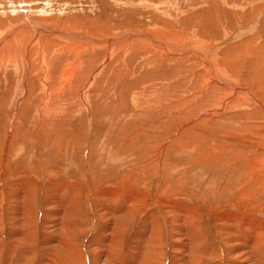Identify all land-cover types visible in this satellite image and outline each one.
I'll return each mask as SVG.
<instances>
[{"label":"rangeland","instance_id":"obj_1","mask_svg":"<svg viewBox=\"0 0 264 264\" xmlns=\"http://www.w3.org/2000/svg\"><path fill=\"white\" fill-rule=\"evenodd\" d=\"M240 122L264 130V0H0V264H44L61 223L76 258L49 264H264Z\"/></svg>","mask_w":264,"mask_h":264},{"label":"bare ground","instance_id":"obj_2","mask_svg":"<svg viewBox=\"0 0 264 264\" xmlns=\"http://www.w3.org/2000/svg\"><path fill=\"white\" fill-rule=\"evenodd\" d=\"M140 4V3H139ZM210 5V4H209ZM149 7H151V6H149ZM212 8V7H211ZM153 11V10H152ZM214 11V10H213ZM221 11H223L222 9H221ZM227 11L228 10H225L224 12L225 13H227ZM155 13V12H154ZM162 13V12H161ZM214 13V12H213ZM215 13H216V10H215ZM151 14V13H150ZM189 14V13H188ZM172 15V14H171ZM222 16H228L229 15V13H227V14H221ZM174 16V15H173ZM189 16V15H188ZM193 16V15H192ZM197 16V15H196ZM209 15L207 14L206 15V17H208ZM214 16V15H213ZM155 17V16H154ZM172 17V16H171ZM170 17V18H171ZM187 17V16H186ZM191 17V16H190ZM189 17V18H190ZM195 17V16H194ZM215 17V16H214ZM169 18V19H170ZM192 18V17H191ZM204 18V17H203ZM209 18H212V17H210L209 16ZM216 18V17H215ZM229 18V17H228ZM175 19V18H174ZM205 19V18H204ZM163 20V19H162ZM188 20V19H187ZM192 20V19H191ZM182 21V20H181ZM184 21V20H183ZM189 21V20H188ZM193 21V20H192ZM203 21V20H202ZM168 22H170V21H168ZM168 22H167V24H168ZM195 22V21H194ZM205 22V21H204ZM206 22H208V19H207V21ZM182 23V22H181ZM184 23V22H183ZM187 23V22H186ZM212 24V23H211ZM169 25V24H168ZM207 25V24H206ZM210 24H208V26H209ZM168 27V26H167ZM171 27V26H170ZM227 28V27H226ZM210 29H211V25H210ZM172 31V30H171ZM211 31V30H210ZM201 33H202V31H201ZM119 34V33H118ZM120 36H121V34H119ZM131 35H133V34H131ZM135 35H136V38L140 41V42H142L141 40H143V36H146V37H148L149 38V36L148 35H146V34H142V32H135ZM150 35V34H149ZM170 35V34H169ZM174 35V34H173ZM176 35V34H175ZM171 37V36H170ZM121 38V37H120ZM127 38V37H126ZM126 38H124V39H126ZM130 38V37H129ZM207 38V37H206ZM128 39V38H127ZM136 39V40H137ZM130 40V42H131V40H133V39H129ZM128 40V41H129ZM135 40V41H136ZM135 41H132V44H130L129 46H132V48H136V46L137 45H135V44H138V45H140V43H139V41H136V43H135ZM186 41V40H185ZM190 41V40H189ZM103 42V41H102ZM138 42V43H137ZM149 42L151 43V45L154 43L155 44V42L153 41V39L152 38H149ZM98 43V42H97ZM147 43V42H146ZM157 43V42H156ZM174 43V42H173ZM104 44H105V41H104ZM110 44V43H109ZM148 44V43H147ZM158 46H161V44H158ZM186 46V45H185ZM192 47V46H191ZM174 48H175V46H174ZM168 50V49H167ZM198 50V49H197ZM158 51V50H157ZM227 51H228V49H227ZM160 52H162V51H160ZM231 52H232V50H231ZM239 52V51H238ZM210 53V52H209ZM239 55V54H238ZM168 57V56H167ZM230 57V56H229ZM158 61V60H157ZM227 61V60H226ZM203 62L205 63V61L203 60ZM157 64V63H156ZM223 64V63H222ZM208 65V64H207ZM210 65V64H209ZM231 65V64H230ZM235 65V64H234ZM237 65V64H236ZM145 66V65H144ZM156 66V65H155ZM232 66V65H231ZM239 68V67H238ZM208 69V75L210 76V79H211V81L213 82L212 84H218V81H217V74H214V71H213V69L211 68V67H208L207 68ZM206 70V69H205ZM240 70V69H239ZM254 71V70H253ZM202 72V71H201ZM198 73V72H197ZM233 73V72H232ZM251 73V72H250ZM249 73V74H250ZM224 74V73H223ZM255 74H257V73H255ZM263 74V73H262ZM253 75V74H252ZM238 77V76H237ZM260 77V76H259ZM250 79H253V80H255L256 81V79H258V76H254L253 75V77L251 76V78ZM48 82V81H47ZM206 82V81H205ZM176 83V82H175ZM211 84V85H212ZM221 84V83H220ZM202 87H204V86H202ZM207 87V86H206ZM206 87L204 88L205 90H206ZM211 89L212 90H214L215 89V87H214V85L211 87ZM246 89V91H248V93L251 95V97L253 98V100L256 102L258 99V97H257V95L255 94V92H253V91H250L249 90V87L248 88H245ZM261 89H263V88H261ZM202 90V89H201ZM215 91H216V89H215ZM219 91V90H218ZM45 92L47 93V91L45 90ZM42 93V92H41ZM67 93V92H66ZM254 94V95H253ZM260 94H261V92H260ZM46 95H48V94H46ZM50 96V95H49ZM145 96V95H144ZM206 96V95H205ZM228 96V95H227ZM257 98H256V97ZM44 97V96H43ZM194 97H195V95H194ZM208 98H210L209 96L207 97V98H204V99H202V100H200V101H198V97L196 98V101L199 103V105L201 106V107H203V105L205 106V104H207L208 103V100H210V99H208ZM195 99V98H194ZM67 100V99H66ZM193 100V99H192ZM54 101V100H53ZM68 101V100H67ZM212 101H214V100H212ZM225 101V99L224 98H220V99H216V105L215 106H219L220 108H224V109H227V107H229V105H232L233 104V102L232 101H229V102H227V103H225L224 102ZM234 101V100H233ZM131 102H133V101H131ZM195 102V101H194ZM175 103V102H174ZM181 103V102H180ZM185 103H187V102H185ZM209 103H210V101H209ZM256 104V103H255ZM259 104V103H258ZM155 105V104H154ZM172 105V104H171ZM178 105H180V104H178ZM182 105V104H181ZM246 105V104H245ZM257 105V104H256ZM163 106V105H162ZM174 106V105H173ZM208 106V105H207ZM260 106V105H259ZM178 107V106H177ZM209 107V106H208ZM175 108V107H174ZM211 108V107H210ZM263 108V107H262ZM261 108V109H262ZM151 109V108H150ZM165 109H168V108H165ZM190 109V108H189ZM195 109V108H194ZM169 110H170V108H169ZM200 110V109H199ZM228 110V109H227ZM149 111V110H148ZM216 111V110H215ZM214 115V114H213ZM237 115V114H236ZM235 116H232V117H230L229 116V118H227V120H231V118L233 119ZM245 118H247V119H249L248 118V116H246V115H244L243 116V119H245ZM236 120V118H234V121ZM167 121V120H166ZM166 121H164V122H161V123H166ZM242 125V126H244V131L248 128V126H250L251 127V129L252 128H254V129H256V132H250L249 133V135H248V137H249V139H251L252 140V142L254 143V142H257L258 140H259V138H260V136H261V140L262 141H264V130H262V128H263V126L261 125H257V124H253L254 126H251V125H246V124H244V123H242V122H240V123H238V127H239V125ZM175 125V124H174ZM246 125V126H245ZM152 126V125H151ZM151 126H150V128H151ZM261 127V130H259V128ZM16 128V127H15ZM231 129V128H230ZM229 129V130H230ZM16 130V129H15ZM237 130H238V128H237ZM231 131H236L235 129H231ZM237 132V131H236ZM234 133V132H233ZM238 133V132H237ZM243 133V132H242ZM241 133V131L239 132V134H242ZM236 134V133H235ZM260 134V135H259ZM231 135H229V137H230ZM239 136V135H238ZM237 136V140L238 139H240V137H241V135L238 137ZM263 136V137H262ZM232 137V136H231ZM244 137L242 136L241 137V139H243ZM255 138H257L256 140L257 141H255ZM244 139H246V138H244ZM245 141V140H244ZM260 141V140H259ZM250 144H251V142H250ZM258 144H260V142L258 143ZM254 146V145H253ZM255 146H256V144H255ZM257 147V146H256ZM262 158V157H261ZM260 159V158H259ZM263 161H264V158H263ZM257 168V167H256ZM24 191V190H23ZM16 194V197H19V195L18 194H20L18 191L15 193ZM24 194V193H23ZM21 195H22V193H21ZM31 197V198H30ZM17 199V198H16ZM19 200H22V201H24L25 200V202H23V203H26L27 204V206H25V207H22V209H24V210H26L27 211V213H28V215H30L29 217H27V215H26V219H23L22 220V225H28L29 226V228L31 227V224H30V219L32 218V209L30 208V206L32 205V196H31V192H30V194L29 193H27L26 195H25V197L23 198V199H20V198H18ZM14 200V199H13ZM20 202V201H19ZM59 203L58 204H60V205H62L63 207H64V205H65V203L66 202H63L62 200H59L58 201ZM30 203H31V205H30ZM20 207V206H19ZM19 207L16 209L17 211H18V209H19ZM66 207V206H65ZM64 207V208H65ZM70 207V206H69ZM15 208V207H14ZM55 208H57V207H55ZM15 213H16V211H15ZM67 212H65V213H62V215H61V219H68V215L66 214ZM11 215V214H10ZM22 216V215H21ZM71 216V215H70ZM20 217V216H19ZM19 220V219H18ZM21 220V219H20ZM33 221V220H32ZM120 221V220H119ZM63 222V221H62ZM69 225V224H68ZM68 227H70V228H68ZM24 228V227H23ZM27 229V228H26ZM24 230V229H23ZM58 230H60L59 231V236H57L56 237V243H55V245L54 246H52V248H50V251L47 253V261L44 263V264H49V259L51 258L52 259V257H54L53 256V254H57V252H59V254H62V251H63V253L64 254H66L67 256H69V259H71V258H76V252H75V247L73 246V237H74V235L76 234V232H77V229H75V228H73L72 226H67V224L66 223H61V225H60V227L58 228ZM27 231H28V229H27ZM30 231V230H29ZM28 231V232H29ZM32 231V230H31ZM30 231V232H31ZM12 231H10V233H11ZM33 232V231H32ZM31 232V233H32ZM8 234V233H7ZM12 234V233H11ZM25 235V234H24ZM24 235H22L21 237H23ZM7 236V235H6ZM10 236V235H9ZM25 236H29V235H25ZM24 236V237H25ZM13 237V239L12 240H14V236H12ZM145 238V240H144V242L145 243H147L148 242V246L149 247H153V246H155V242H156V240H151L150 238H149V236H147V237H144ZM10 239V238H9ZM28 239L29 238H27V240L26 239H24V240H26V241H28ZM30 240H31V238H30ZM21 241V240H20ZM8 242H10V241H8ZM15 242V241H14ZM19 242V241H18ZM23 242V241H22ZM1 243V242H0ZM16 243V242H15ZM21 243V242H20ZM25 243V242H24ZM8 244V243H7ZM22 244V243H21ZM26 244V243H25ZM57 244V245H56ZM17 245V244H16ZM23 245V244H22ZM50 245V244H49ZM12 246H14V244L12 245ZM21 246V245H20ZM51 246H49V247H51ZM22 247H24V246H22ZM44 247V246H43ZM17 248V247H16ZM21 248V247H20ZM3 249V248H2ZM5 249V248H4ZM147 249V248H146ZM151 249V248H150ZM18 251V250H17ZM22 251V250H21ZM16 252V251H15ZM155 252V251H154ZM4 253H6V252H4ZM156 253V252H155ZM24 254V253H23ZM1 255H3L2 253H1ZM11 255V254H10ZM20 255V254H19ZM26 255H27V253H26ZM78 255V254H77ZM148 255V254H147ZM4 256V255H3ZM30 256V255H29ZM145 256V255H144ZM149 256V255H148ZM5 257V256H4ZM12 257H14V256H12ZM78 257H79V255H78ZM77 257V259H79ZM15 258H16V256H15ZM14 258V259H15ZM30 257H28V259H29ZM27 259V258H26ZM27 259V260H28ZM55 259V258H54ZM19 260V259H18ZM18 260H16L15 261V263L16 262H18ZM21 260H23V259H21ZM20 260V261H21ZM30 260V259H29ZM5 261V260H4ZM19 261V262H20ZM53 261V260H52ZM139 261V260H138ZM141 261V260H140ZM139 261V262H140ZM123 262V261H122ZM138 262V263H139ZM144 262V261H143ZM9 263V262H8ZM21 263V262H20ZM155 263V262H154ZM12 264H14V262L12 263ZM41 264V263H40ZM109 264V263H108ZM118 264H121V263H118ZM124 264H126V263H124ZM128 264H136V263H133V262H128ZM145 264H153L152 263V256L149 258V260L147 261V263L145 262Z\"/></svg>","mask_w":264,"mask_h":264},{"label":"built area","instance_id":"obj_3","mask_svg":"<svg viewBox=\"0 0 264 264\" xmlns=\"http://www.w3.org/2000/svg\"><path fill=\"white\" fill-rule=\"evenodd\" d=\"M23 8V7H22Z\"/></svg>","mask_w":264,"mask_h":264}]
</instances>
